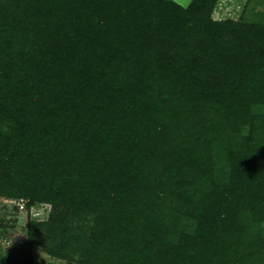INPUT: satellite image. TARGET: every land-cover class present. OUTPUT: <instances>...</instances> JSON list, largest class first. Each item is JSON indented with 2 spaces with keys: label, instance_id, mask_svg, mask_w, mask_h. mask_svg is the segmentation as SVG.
Wrapping results in <instances>:
<instances>
[{
  "label": "trees",
  "instance_id": "16d2710c",
  "mask_svg": "<svg viewBox=\"0 0 264 264\" xmlns=\"http://www.w3.org/2000/svg\"><path fill=\"white\" fill-rule=\"evenodd\" d=\"M215 2L0 0V195L46 200L77 218L93 214L88 231L59 240L64 246L74 241L77 264L170 263L180 246L167 237L161 218L181 213L180 207L158 210L139 196L155 152L166 147L167 174L181 177L169 190L179 202L192 200L179 182L184 178L194 191L212 193L220 156L202 143L211 142L222 122L239 131L250 108L264 104V29L212 20ZM152 80L177 95L173 108L153 104ZM190 116L204 123L197 125L198 135H173L180 128L172 124ZM255 119L250 114L246 123L253 126ZM250 134L247 149L259 147L262 139ZM230 150L223 165L250 158L245 149ZM186 163L198 171H185ZM257 165L245 162L248 175L234 168V186L261 182ZM207 209L193 213L211 222L221 217ZM39 227L53 232L51 238L57 229L70 232L64 220ZM134 231L150 235L141 251L128 248ZM244 231L240 240L253 245ZM231 256L220 264H231ZM30 262V255L0 259Z\"/></svg>",
  "mask_w": 264,
  "mask_h": 264
},
{
  "label": "rangeland",
  "instance_id": "374dc122",
  "mask_svg": "<svg viewBox=\"0 0 264 264\" xmlns=\"http://www.w3.org/2000/svg\"><path fill=\"white\" fill-rule=\"evenodd\" d=\"M173 1L185 7L191 0ZM210 17L214 21L230 20L233 22L232 25H236V23L260 25L264 29V0H216ZM151 86L150 93L154 100L153 104L163 106L164 110L174 107V101L178 97L172 93L171 88L155 83L154 80L151 81ZM250 114L256 117V123L254 122L253 126L246 123ZM188 118V121L184 123L173 122V128H180V131L174 129L173 135L181 134L186 138L198 135L199 132H195L197 125L203 124L204 126V123L196 122L191 116ZM243 124L239 131L233 132L230 123L226 125L222 122L220 124L222 130L215 129L211 142L206 140L202 143L204 147L207 144L215 154L218 153L220 156L219 166L214 169L220 173L214 176L215 181L212 184H216V189L212 193L204 188L194 191L192 189L194 185L184 178L179 182L181 185H185V190L190 194L192 200L189 201L186 197L179 202V198L170 194V186L181 177L169 178L167 173L170 169L171 157L168 156L164 146L155 152L150 168L142 174L143 181L140 184L139 196L143 203L149 204L151 200L152 204H156L154 208L158 210L161 208L170 210L174 206L180 207L181 213L177 211L178 213L174 212L171 216L161 218L169 231L166 233L167 237L172 243L180 246L173 249L172 256L169 257L171 264H220L224 255L230 256L231 254H234L230 259L232 260L231 264H264V104L252 106L247 112ZM157 130L160 129L157 128ZM252 131L258 135L257 140L258 138L262 139L261 145L247 149ZM173 135L170 140H173L176 145L180 144L176 141V136ZM230 138L233 139V142L229 141ZM162 141L166 140L162 139ZM228 148H232L233 151L245 149L244 154L249 155L250 158L243 161L240 159L241 164H235L233 167L227 166L226 163L223 165L227 158ZM249 160L252 166L254 162L258 164L257 167H254L256 174L262 168L263 177L260 178L262 181L255 185H244L242 188H238L234 186L235 183L230 179V176L234 174V168L239 170L240 175H248L250 170L246 169L245 162ZM186 165L187 170L185 169V171H190V174L198 171L197 167L188 163ZM52 170L49 168V171ZM136 175H140V172H136ZM230 187L231 190L216 198L218 193ZM156 195L158 198L155 197ZM166 206L169 207L165 208ZM147 207L146 204L143 206L144 209ZM196 207L203 210L213 208L221 211L222 214L213 222L207 221L197 218L193 213ZM52 218L54 225H52ZM93 218L94 215L91 213H88L86 217L77 218L72 215L71 210L63 206L53 209L52 204L46 200L35 201V199L31 200L23 196L0 195V259H23L30 255V264H77L80 254L75 249L74 241H70L66 246H64L66 243L64 241L75 231H88L93 223ZM62 220L66 221L67 229L70 230L66 235L57 229L58 236L51 238L53 232H47L46 229L39 227L40 225L58 226ZM244 230L251 237L252 241L250 240V242L253 245L248 246V243L244 244L240 240ZM116 231L119 232L116 233L117 235H122L117 227ZM134 234L135 236L129 235L128 248L141 251L142 246L146 247L145 240L150 235L143 236L137 232ZM61 238H63V242L59 241ZM60 243L63 245L62 251L59 250L61 249L58 246ZM232 246H236L234 253L230 252ZM46 247L61 252L62 256L59 253H51ZM234 257H238L239 260ZM146 261L149 264L158 263L150 262L149 259Z\"/></svg>",
  "mask_w": 264,
  "mask_h": 264
}]
</instances>
